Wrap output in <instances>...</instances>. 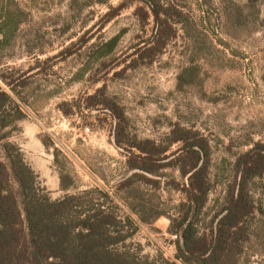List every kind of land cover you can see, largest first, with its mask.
I'll return each mask as SVG.
<instances>
[{"label": "rangeland", "instance_id": "1", "mask_svg": "<svg viewBox=\"0 0 264 264\" xmlns=\"http://www.w3.org/2000/svg\"><path fill=\"white\" fill-rule=\"evenodd\" d=\"M150 1L174 32L165 25L159 35L147 0H0V88L10 95L0 160L20 151L43 199L81 196L74 215L100 205L131 219L136 233L114 248L137 264H184L170 232L184 180L171 168L134 177L130 146L167 144L179 126L208 139L214 190L199 222L209 227L238 157L264 141V0L257 9L249 0ZM9 10L18 25L2 24ZM261 187L251 185L258 210ZM251 229L238 264H264L261 210Z\"/></svg>", "mask_w": 264, "mask_h": 264}, {"label": "trees", "instance_id": "2", "mask_svg": "<svg viewBox=\"0 0 264 264\" xmlns=\"http://www.w3.org/2000/svg\"><path fill=\"white\" fill-rule=\"evenodd\" d=\"M262 1L249 0V6L257 9ZM147 2L161 27L159 35L164 34L165 25L174 32L169 19L161 18L163 8ZM123 8L121 5L117 10ZM15 17L16 13L9 10L2 24L18 25ZM118 39L105 47L115 49ZM9 100L10 95L0 88V111ZM123 139V134L117 132L118 146ZM176 144L182 147L172 152ZM129 154V170L138 171L134 177H162V171L171 168L184 180L183 189L178 184L176 190L186 199L180 206V216L172 219L170 231L181 239L177 259L184 264H238L251 237L253 218L260 210L264 213L263 207L257 209L251 193L253 181L260 179L264 197V141L238 157L223 205L210 226L204 228L199 218L214 190L212 147L207 138L179 126L171 132L167 144L136 141ZM36 179L20 151L15 159L0 160V264H137L129 254L114 248L136 233L131 219L123 220L100 205L74 215L81 196L69 195L58 202L43 199L37 193Z\"/></svg>", "mask_w": 264, "mask_h": 264}]
</instances>
